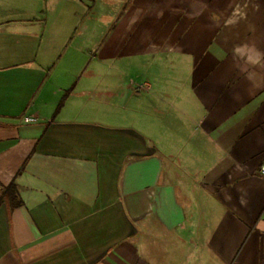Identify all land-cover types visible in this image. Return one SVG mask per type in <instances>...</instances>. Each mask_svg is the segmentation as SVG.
Instances as JSON below:
<instances>
[{
  "label": "crops",
  "instance_id": "0c3cea01",
  "mask_svg": "<svg viewBox=\"0 0 264 264\" xmlns=\"http://www.w3.org/2000/svg\"><path fill=\"white\" fill-rule=\"evenodd\" d=\"M120 1L0 0V264H264V0ZM117 6L107 49L159 6L175 33L132 53L192 63L132 77V123L100 83Z\"/></svg>",
  "mask_w": 264,
  "mask_h": 264
},
{
  "label": "rangeland",
  "instance_id": "374dc122",
  "mask_svg": "<svg viewBox=\"0 0 264 264\" xmlns=\"http://www.w3.org/2000/svg\"><path fill=\"white\" fill-rule=\"evenodd\" d=\"M125 1L126 0L120 1L121 6L125 3ZM151 11L159 12L161 11V9L159 6H156L155 8L150 9L149 13L147 14H145L144 12L139 13V9H132V28H134L132 30L134 31L133 36L132 31H130L131 34L127 32L119 41L115 40L113 42L115 46H113V49L109 50L107 48L112 45L108 42L111 31L113 30L114 26H118V23H120L121 19L127 16H125L126 14L123 13L124 9L119 6L109 10L105 9V13L103 14V31L101 33L103 34V38L100 39L101 34H99L98 39L99 41L104 39L105 54L111 53L116 56L115 59L107 60L102 65H100L99 72L112 74L109 75L110 77L106 76L103 80H100V83H102L104 86H115L121 89L122 96L119 103H117L115 106V112L118 111L121 120L126 119L125 121H127L129 119L130 123H132V77H138L140 75L142 78L147 73L155 74L159 73V71L162 70L166 74L168 81H171L168 87H175V84L178 83L177 80L180 78L179 76L185 75L191 77L192 73V63L190 65L188 63H185L186 58L184 55L171 54L172 57H169L168 61H163L160 63H156L154 66H150V56H147L146 54L134 55L132 53V45H134V43L138 44L140 42V46L143 45V47L141 48L152 50L153 48H156L155 46L157 40H164L165 37L170 36L172 32L175 33V31L161 30L162 25L165 26L167 24L168 27L174 25L177 19L174 14L164 15L153 13ZM215 17L216 25H218L222 20L223 15L220 14ZM86 44L87 46L85 48V54L89 57V64L91 61V57L100 55L97 46L101 43L99 42V44H92L90 41ZM170 49L172 48L170 47ZM162 57L165 58V55H162ZM170 61H172V63H170ZM172 66L178 67L177 69H173ZM164 86H166V84ZM182 91L185 93V96H187L188 103H192L190 95L187 94L189 92L188 87H183ZM170 104H172L173 106H177V108H183L182 110H184L187 106V102H179V104H177V101H173ZM152 106L158 109L163 108L161 103H156L155 101H153ZM121 120L120 123L123 125L125 121ZM159 121H157L158 126L160 125ZM158 129L159 132H157V138L160 139L163 135L161 131H164V128L160 127Z\"/></svg>",
  "mask_w": 264,
  "mask_h": 264
},
{
  "label": "trees",
  "instance_id": "16d2710c",
  "mask_svg": "<svg viewBox=\"0 0 264 264\" xmlns=\"http://www.w3.org/2000/svg\"><path fill=\"white\" fill-rule=\"evenodd\" d=\"M13 186L7 190L3 195V200L8 202L10 208H14L20 205V201H16L15 196L13 195Z\"/></svg>",
  "mask_w": 264,
  "mask_h": 264
},
{
  "label": "clouds",
  "instance_id": "9594fccd",
  "mask_svg": "<svg viewBox=\"0 0 264 264\" xmlns=\"http://www.w3.org/2000/svg\"><path fill=\"white\" fill-rule=\"evenodd\" d=\"M247 51H251L255 53V58H253V55H248V59L252 61L254 64L260 63L261 55L258 51H255L254 49H247ZM247 79V78H246ZM251 88H253L252 85H250ZM254 88H260L259 86H256Z\"/></svg>",
  "mask_w": 264,
  "mask_h": 264
},
{
  "label": "built area",
  "instance_id": "2783aa9c",
  "mask_svg": "<svg viewBox=\"0 0 264 264\" xmlns=\"http://www.w3.org/2000/svg\"><path fill=\"white\" fill-rule=\"evenodd\" d=\"M259 174L264 177V162L259 167Z\"/></svg>",
  "mask_w": 264,
  "mask_h": 264
}]
</instances>
